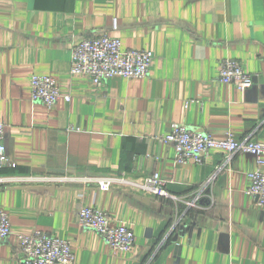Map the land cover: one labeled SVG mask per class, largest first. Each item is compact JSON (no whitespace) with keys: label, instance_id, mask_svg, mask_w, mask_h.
I'll list each match as a JSON object with an SVG mask.
<instances>
[{"label":"crops","instance_id":"obj_1","mask_svg":"<svg viewBox=\"0 0 264 264\" xmlns=\"http://www.w3.org/2000/svg\"><path fill=\"white\" fill-rule=\"evenodd\" d=\"M100 33L151 50L149 76H114L99 88L73 75V46ZM225 57L256 76L252 87L219 80ZM34 74L56 79V105L32 101ZM0 120L16 164L0 177L159 173L173 196L0 183L11 226L0 264H20V235L36 230L70 240L76 264H264V206L247 193L256 157L212 149L204 164L177 163L174 144L160 138L180 123L216 139L231 131L264 142V0H0ZM82 204L127 224L133 249L81 227Z\"/></svg>","mask_w":264,"mask_h":264},{"label":"built area","instance_id":"obj_2","mask_svg":"<svg viewBox=\"0 0 264 264\" xmlns=\"http://www.w3.org/2000/svg\"><path fill=\"white\" fill-rule=\"evenodd\" d=\"M153 52L148 49L124 48L120 39L106 33L86 36L72 48L70 72L73 75H87L94 84L101 88L106 80L114 76L126 78H145L149 76ZM219 80L233 84L241 91H246L255 82V75L247 72L240 60L225 57L219 63ZM61 97L56 79L51 75L34 74L31 78V99L47 107L57 104ZM70 95L65 96L70 101ZM5 123L0 120V171L6 167H16L7 157L5 144ZM175 146V161L186 163L194 161L204 164L212 149H220L228 156L238 151L253 154L257 168L249 173L247 193L259 206H264V142L254 139H237L231 131L225 138L216 139L210 133L196 130L185 124L174 123L166 135L160 136ZM28 186H96L100 190H110L115 185L132 187L156 197H170L159 173H153L142 181L131 180L127 172L106 177L80 176L73 173H43L0 177V183ZM81 197L83 194L80 195ZM173 197V196H172ZM199 196L188 205H196ZM81 227L93 230L103 236L114 249L130 251L135 246L136 236L124 222L115 221L109 213L95 206L82 204L78 208ZM11 234L9 214L0 209V240ZM22 258L20 264H76L77 254L70 240L36 230L31 234L20 235Z\"/></svg>","mask_w":264,"mask_h":264},{"label":"water","instance_id":"obj_3","mask_svg":"<svg viewBox=\"0 0 264 264\" xmlns=\"http://www.w3.org/2000/svg\"><path fill=\"white\" fill-rule=\"evenodd\" d=\"M44 169H39V171H43ZM61 173H64V172H61ZM50 188V187H49ZM51 188H53V187H51Z\"/></svg>","mask_w":264,"mask_h":264}]
</instances>
